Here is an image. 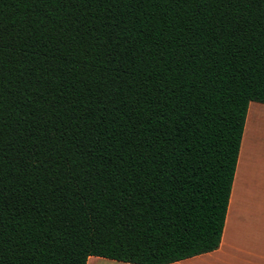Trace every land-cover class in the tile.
Masks as SVG:
<instances>
[{
  "label": "trees",
  "instance_id": "obj_1",
  "mask_svg": "<svg viewBox=\"0 0 264 264\" xmlns=\"http://www.w3.org/2000/svg\"><path fill=\"white\" fill-rule=\"evenodd\" d=\"M264 0H0V264H172L221 244Z\"/></svg>",
  "mask_w": 264,
  "mask_h": 264
},
{
  "label": "crops",
  "instance_id": "obj_2",
  "mask_svg": "<svg viewBox=\"0 0 264 264\" xmlns=\"http://www.w3.org/2000/svg\"><path fill=\"white\" fill-rule=\"evenodd\" d=\"M87 264L128 263L90 257ZM172 264H264V106H249L220 246Z\"/></svg>",
  "mask_w": 264,
  "mask_h": 264
},
{
  "label": "rangeland",
  "instance_id": "obj_3",
  "mask_svg": "<svg viewBox=\"0 0 264 264\" xmlns=\"http://www.w3.org/2000/svg\"><path fill=\"white\" fill-rule=\"evenodd\" d=\"M251 105H252L253 109H254L255 107H259V105L264 106V104H260V103H257V102L251 103Z\"/></svg>",
  "mask_w": 264,
  "mask_h": 264
}]
</instances>
